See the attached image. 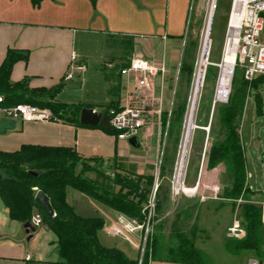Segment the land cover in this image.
<instances>
[{"label": "crops", "instance_id": "crops-1", "mask_svg": "<svg viewBox=\"0 0 264 264\" xmlns=\"http://www.w3.org/2000/svg\"><path fill=\"white\" fill-rule=\"evenodd\" d=\"M189 4L190 0H42L38 5H33L31 0H0V65L8 50L27 51L26 61L18 60L13 64L9 76L11 83L26 80L29 89H50L62 84L55 101L87 105L106 114L109 109L127 106L130 102L128 92L131 90L130 85L123 86L126 78L120 76L117 70L114 71L115 67L111 71L104 67V63L109 61L105 59L110 56L109 53L98 55L101 72L94 70L95 79L103 84L100 100L86 104L61 99L68 81H75L82 86L90 74L87 73V66L84 68L81 65L87 64L92 55L83 53L78 56L73 51L76 34L87 32L116 36L120 45L110 58L123 55L127 51L125 45L130 42V50L138 53L136 55L144 56L145 53L146 58L156 63L164 61L166 73L163 84H167L178 62L177 53L181 50L182 40V47L184 45L183 28ZM157 41L161 44V50L160 47L156 49ZM72 52L75 53L74 58ZM77 57L81 64L76 67L73 62ZM70 70H76V73L72 79L65 80V75ZM157 84L160 85L159 79ZM16 123L14 129L0 134V151H17L24 144L68 147L75 150L81 160L92 161L95 170L109 165L117 167L118 164H138V159L153 155L160 137L159 127L156 125L145 126L137 136V146H134L128 140H119L114 133L98 126H77L61 120ZM239 134L241 138L240 130ZM152 138L153 146L150 140ZM146 162L151 163L150 160ZM145 167L146 165L142 168L138 166L137 172L144 174ZM81 170L79 162L75 172L80 173ZM200 173L202 174L201 170ZM249 174L251 178L252 175ZM65 198L77 214L104 218V226L111 217H124L70 187L65 190ZM34 212L39 211L35 209ZM104 226L99 233L103 244L101 236L106 237ZM23 229L24 223L11 220L0 199V264H62L57 253L56 237L45 223L30 231L32 236L26 233L33 242L28 247L19 240ZM27 249L32 250L35 257ZM27 255L29 259H26ZM149 264L179 263L157 259L150 260Z\"/></svg>", "mask_w": 264, "mask_h": 264}, {"label": "rangeland", "instance_id": "rangeland-1", "mask_svg": "<svg viewBox=\"0 0 264 264\" xmlns=\"http://www.w3.org/2000/svg\"><path fill=\"white\" fill-rule=\"evenodd\" d=\"M211 2L212 0H190L186 12L187 19L183 28L184 45L182 47V40L181 50L177 53L176 60L178 62L167 84L164 82L162 85V89L157 84L159 76L156 78V87L153 94L145 89H137L133 80L125 79L126 84H123V86L130 85L131 87V90L128 92V99L130 100L128 105L148 109L150 114L147 119V126L156 125L159 127V143L153 155L138 159V164L129 163L128 165L126 164L127 166L123 164V167H126L133 177L135 175L152 176L153 182L147 197L149 198L154 193L155 210L150 222L152 228L146 238L142 257L129 243L121 238L107 235L105 237L102 235L101 239L104 241V244L115 246L121 249L127 256L137 258L139 263L145 261L152 243H155V256L160 260L170 258L171 251L176 250L183 244L184 246L190 245L203 251L208 259V264H245L247 259L256 257L251 250H240L235 253L226 250L225 243L228 239L226 227L231 221L236 205L235 199L228 198L226 194L231 186L232 177L226 172L223 164H219L211 170L207 169L209 148L212 143L216 142V139L221 140L223 136L219 115L215 112L213 116L214 108H212L218 76L221 73L218 66L212 65L207 67L204 85L199 92L200 96L197 100V108L195 106L194 119L197 127L193 133L191 132L187 147L188 153L185 159L187 165L184 183L186 186H193L198 179L200 170L202 172V174L200 173L201 179L199 176L200 187L198 193L200 195L197 194L193 197L181 195L174 200L170 197V182L179 156L186 112L189 108L188 104L192 95V84L195 79V75L192 79L194 66L202 50L204 42L203 34L210 13ZM215 3L209 33L212 41L209 61L220 64L230 0H216ZM157 42L155 44L156 49L160 47L161 50V44L159 41ZM119 45L120 43L116 36L78 32L74 41L73 51L78 56L83 53H90L92 55L87 64L82 63L81 65L84 68L87 66V73L90 74L82 86L75 81H68L61 99H66L68 102H85L86 104L92 103L93 100H100L103 95V84L95 79L94 70L101 72V60H97V57L102 53H109L111 56ZM129 45H131L130 42H128V45H125L127 51L121 56L111 58L110 56H106L105 59H109V61L104 63V67L111 71V69L119 65L117 66L118 68L113 69L118 72L121 66H124L131 57L138 54L130 50ZM143 55L145 56V53ZM181 58H183L182 69H180ZM79 60L80 58L77 57L76 61L73 62V66H79L81 64ZM69 73L74 74L76 70H70ZM242 75V68L237 66L234 74V83H230V93L238 89L237 87L240 86ZM114 76H116V72H114ZM114 78L119 82L118 78ZM241 85H244V83ZM32 98L37 101L45 100L47 102L46 95H37ZM258 100L259 103H257ZM218 105V103L215 104V106ZM258 105L263 115H259ZM83 107L88 106L83 105ZM211 121L212 125L210 128ZM18 122L16 123L17 125ZM236 123L238 125V133L239 130L241 131L243 147L246 148V167L252 175L248 180L251 188L250 192L247 193L244 190L237 198L242 199V203L238 208V215H240L245 203L251 201L257 203L264 198V85L250 90L243 113L237 118ZM207 126H209L208 132L206 131ZM150 140L153 146V138ZM146 160H150L151 163L148 164ZM145 165L144 174L137 172L138 166L142 168ZM161 167L164 168L161 169ZM100 169L96 171H99L101 179L103 176L114 178L116 174L121 179L129 177L126 173L119 172L116 166L109 165ZM95 176L96 173L89 171H85L83 174L84 179L87 180H93ZM112 183L107 180L103 181L104 187H113ZM155 185L156 188L154 190ZM211 185H219L221 192L217 196L218 199L212 198L213 195L208 188ZM113 189L117 191L119 187L114 186ZM124 217H111L110 219H125ZM29 235L32 236V234ZM134 238L137 240L138 233H135ZM19 240L20 242L23 241L26 247L33 243L32 240L28 239L25 229L19 234ZM28 252L35 257V253L32 250ZM260 261L264 264V257ZM29 264H32V262Z\"/></svg>", "mask_w": 264, "mask_h": 264}, {"label": "trees", "instance_id": "trees-1", "mask_svg": "<svg viewBox=\"0 0 264 264\" xmlns=\"http://www.w3.org/2000/svg\"><path fill=\"white\" fill-rule=\"evenodd\" d=\"M41 1L31 0V3L38 5ZM27 58V51L8 50L0 65V95L4 97V105L33 104L49 109L57 120L83 126L79 123L83 106L54 100L61 91L62 84L50 89H29L26 80L16 83L9 81L13 64L18 60L26 61ZM180 65L182 69L183 58ZM234 74L235 71L231 83H234ZM242 83L244 85H241ZM261 85H264V75H259L250 82L242 77L240 86L229 94L228 101L214 107L213 116L215 112L218 113L223 136L221 140L216 139L209 148L207 169H214L219 164L224 165L226 172L232 177L231 186L226 192L231 199H237L244 190L250 192L246 186L245 153L236 120L243 113L250 90ZM37 95H46L47 102L32 98ZM257 109L259 115H263L259 105ZM211 125L212 121L210 128ZM109 132L116 133L113 129ZM79 162L82 170L76 173L75 167ZM89 162L92 161L81 160L75 150L68 147L24 144L17 151H0V199L8 210L9 218L25 223L37 209L42 214L47 228L56 237L57 253L62 264H149L150 260H157L155 243H152L145 261L141 263L137 258H129L121 249L103 244L99 233L104 226V218L98 215L77 214L65 198V190L70 187L127 218L141 222L144 220L143 208L148 200L152 176L133 177L123 164H118L119 172L126 173L128 178L121 179L116 174L114 178L103 176L101 179L99 171ZM85 171H94L95 178L84 179L82 175ZM30 172L37 175L33 176ZM106 180L113 182V187H104L103 181ZM114 186L119 189L115 191ZM38 191L48 197L55 216L46 215L35 201ZM240 215L246 229V237L233 241L227 239L226 250L231 253L251 250L257 258H263L264 227L260 221L259 207L245 203ZM166 261L179 264H208L203 251L184 244L171 251V257Z\"/></svg>", "mask_w": 264, "mask_h": 264}, {"label": "built area", "instance_id": "built-area-1", "mask_svg": "<svg viewBox=\"0 0 264 264\" xmlns=\"http://www.w3.org/2000/svg\"><path fill=\"white\" fill-rule=\"evenodd\" d=\"M205 50L200 52L198 61L195 62L194 73L195 79L193 84L200 81L199 92L202 89L206 77L208 66H218L221 71V64L224 59V55L227 52L234 51V62L231 66V75L229 80V86L226 93H223L220 98H216L218 93L217 80L214 97L212 100V108L215 104H223L228 101L230 94V83L232 81L233 73L237 66L242 68V77L250 82L259 75H264V0H230L229 11L226 20V29L223 38V48L221 54L220 64L209 61L212 41L207 35ZM72 58L75 57V53L72 52ZM203 63V64H202ZM81 69V67H78ZM166 73V67L164 61L154 62L142 55H134L131 57L124 66L118 69V74L125 77L127 80H133V83L137 89H145L153 94L156 78L160 79V88L162 89L164 76ZM73 78V74L68 73L65 75V80ZM201 78V80H200ZM192 84V87H193ZM194 89L192 90V95ZM191 95V97H192ZM191 99V98H190ZM191 101L189 100V108L187 110L185 123H184V134L182 136L181 146L179 148V156L175 164L172 180L170 182V197L172 200L179 198L181 195L186 197L196 196L200 187L199 175L198 179L193 186H186L184 181L186 179V160L183 172L181 174V161L184 156L181 155L182 149L185 146L182 144L189 133L188 119L192 117ZM213 111V110H212ZM159 112V110H158ZM190 113V116H189ZM109 116V125L111 129L115 130V136L119 140H128L135 136L137 137L140 132L147 126L148 116L150 111L143 107H132L124 106L118 109H109L106 111ZM195 117V115H194ZM2 119L11 120L14 122H51L57 120L53 116L51 111L47 108H41L39 106L29 103H17L15 105H4V97L0 95V121ZM195 123V119L193 124ZM196 124L192 126V131L196 128ZM206 131H209V126L206 127ZM180 169V170H179ZM179 178L181 181L179 182ZM250 179V174L246 172V186L248 190H251L247 180ZM186 186V187H184ZM156 185L154 186V190ZM214 199H218L220 194L219 185L208 186ZM259 191V190H258ZM260 192V191H259ZM200 195V194H199ZM204 198V197H202ZM236 203L234 212L229 225L226 227V236L230 240H242L246 237V229L243 225L240 215H238V208L242 203V199H235ZM256 205L260 209V221L264 227V198L257 203L248 202ZM155 210V196L154 193L149 196L147 203L143 208L144 220L138 221L134 218H126L111 220L108 219L104 226V232L107 236L114 238H121L129 243L141 257L145 249L146 238L152 228L151 221ZM55 216V214H53ZM34 228L41 227L44 224L42 214L40 212H34L30 220L28 221ZM138 231V232H137ZM135 233H138L137 240L134 238ZM29 259V256H26ZM245 264H262L259 258L251 257L247 259Z\"/></svg>", "mask_w": 264, "mask_h": 264}, {"label": "water", "instance_id": "water-1", "mask_svg": "<svg viewBox=\"0 0 264 264\" xmlns=\"http://www.w3.org/2000/svg\"><path fill=\"white\" fill-rule=\"evenodd\" d=\"M79 123L83 126L100 127L104 130H111L109 125V116L99 111H95L92 108L83 107L81 108L79 114ZM15 127V122L7 119H2L0 121V134L4 133L6 130H12ZM131 145L137 146V137L133 136L128 139ZM91 165L92 162H89ZM31 175L36 176L37 173L30 172ZM35 201L42 207L43 211L49 217H53V209L49 203L48 197L41 191H38L35 195ZM25 233L29 234L30 231H34V227L30 222L24 223ZM30 236V235H29Z\"/></svg>", "mask_w": 264, "mask_h": 264}, {"label": "bare ground", "instance_id": "bare-ground-1", "mask_svg": "<svg viewBox=\"0 0 264 264\" xmlns=\"http://www.w3.org/2000/svg\"><path fill=\"white\" fill-rule=\"evenodd\" d=\"M216 0H212L211 2V6H210V13H209V16L207 18V23H206V26H205V31H204V42H203V51L205 50V43H206V40L208 39L207 35H209L210 33V27H211V20H212V16H213V12H214V9H215V5H216ZM234 51H231V52H227L225 55H224V59H223V62L221 64V73H220V77H219V83H218V93H217V96L216 98H220L222 97L221 95L223 93H226V91L228 90V86H229V80H230V75H231V66H232V63L234 62ZM203 64V63H202ZM201 80V78H200ZM199 88H200V81L199 82H196V85L193 84V87H192V90L194 89V93L190 99V107H191V111H192V117L191 119H188V129L190 130L189 133L187 132V135H185V140H184V143L183 145L185 146V149H182V152H181V155L184 156V158L181 160L183 161V163H181V174L183 172V169H184V165H185V159H186V154L188 153L187 152V147H188V144H189V139H190V135H191V132L193 133V131L191 130L192 129V126L196 123L193 124L194 122V115H195V111H196V108H197V100H198V97L200 96L199 95ZM196 106V108H195ZM189 116H190V113H189ZM195 130V129H194ZM180 170V169H179ZM181 181V178H179V182ZM185 187V186H184Z\"/></svg>", "mask_w": 264, "mask_h": 264}]
</instances>
